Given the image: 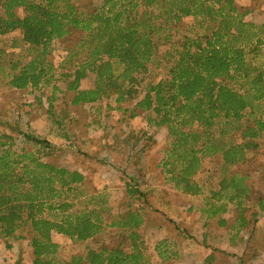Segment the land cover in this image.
I'll return each mask as SVG.
<instances>
[{
	"label": "trees",
	"instance_id": "1",
	"mask_svg": "<svg viewBox=\"0 0 264 264\" xmlns=\"http://www.w3.org/2000/svg\"><path fill=\"white\" fill-rule=\"evenodd\" d=\"M250 11L235 0H102L96 7L73 0H0V86L33 92L52 85L51 107L57 81L64 80L72 105L107 101L108 109L128 110L123 106L134 102V108L153 110L155 124L166 126L171 140L163 164L169 181L185 195H203V225L213 219L235 241L264 215V165L258 159L264 22L248 20ZM187 17L211 30L191 35L184 29ZM59 38L68 45L56 64L52 44ZM155 58L165 76L143 86ZM89 76L93 86L82 89ZM67 116L59 114L56 122L72 121ZM21 134L25 144L17 148L14 136L0 130V240L8 248L27 239L32 264H153L141 233L143 205L112 215L102 195L83 192V172L45 160L51 141ZM215 155L221 157L219 175L203 165ZM137 187L129 185L127 192L144 196ZM231 205L238 211L234 220L225 217ZM105 232L111 243L67 256L53 238L56 233L85 242ZM214 259L208 253L204 264Z\"/></svg>",
	"mask_w": 264,
	"mask_h": 264
},
{
	"label": "rangeland",
	"instance_id": "2",
	"mask_svg": "<svg viewBox=\"0 0 264 264\" xmlns=\"http://www.w3.org/2000/svg\"><path fill=\"white\" fill-rule=\"evenodd\" d=\"M73 1L91 7L102 3V0ZM235 1L251 10L247 15L248 20L264 22V0ZM184 29L191 35L211 30L207 23L202 24L193 17L184 19ZM67 45L68 41L63 38L53 41L52 54L56 64L65 58ZM166 49L165 45L160 47L159 58L163 57ZM160 60L155 58L149 72L143 75V86L165 76L164 64H158ZM81 84L82 89L91 88L93 76L84 78ZM52 87L49 85L40 91L27 92L0 86V130L14 136L17 148L25 144L22 131L51 141L53 149L45 154V160L83 172L86 178L83 192L102 195L107 199V207L112 215L126 211L130 206L136 208L143 205V217L148 222L143 223L141 233L150 246L153 264H186L185 253L174 262V244H186L187 249H196L194 252L202 254H219L218 264H264V222H261L264 215L256 224L244 228L241 234L239 232L243 239L240 246L231 243L227 227L217 225L213 219L208 221L209 225L205 228L213 244L204 248L198 245L205 218L201 214L204 197L185 195L169 181L163 164L171 140L166 126L155 124L156 113L153 110L134 108V102L123 106L129 107L128 110L108 109L107 101L94 106L88 103L72 105L69 102L73 92L65 91L64 80L57 81L58 88L50 107ZM110 103L114 105L113 101ZM132 112L135 115L132 116ZM59 114L72 116V121L66 119L65 125H59L56 122ZM258 140L262 144L258 159L264 165V133ZM220 163L219 155L203 160L204 167L210 168L215 175L220 174ZM232 170L236 171V166ZM129 185L138 186L145 195L131 196L127 192ZM77 207H81L80 202ZM237 215L234 205L229 206L225 213V217L233 220ZM193 234L198 242L189 245ZM112 237L105 232L85 242H77L60 234L53 235L61 246L63 256L75 251L85 253L89 247L105 246L111 243ZM164 239H168L167 245ZM156 243L161 244V252L164 251L168 258L165 254L159 255V249H154ZM242 249L241 256L239 253ZM33 257V249L27 239L13 241L12 248L0 240V264H32ZM202 261L203 257H198L188 264H202Z\"/></svg>",
	"mask_w": 264,
	"mask_h": 264
},
{
	"label": "crops",
	"instance_id": "3",
	"mask_svg": "<svg viewBox=\"0 0 264 264\" xmlns=\"http://www.w3.org/2000/svg\"><path fill=\"white\" fill-rule=\"evenodd\" d=\"M90 77V76H89ZM82 86V85H81ZM66 88V87H65ZM65 91H66V89H65ZM91 106V105H90ZM262 219H264V216H262ZM144 222L146 223V222H148L147 221V219L146 218H144ZM261 222H264V220H262ZM205 228H206V226H204L203 225V223H202V226H201V229H203V231L201 232V240H200V242L198 243V245H200L201 247H203L204 248V242H206L205 244H210V243H212L213 244V241H211L210 240V233L208 234V233H206L205 232ZM243 231V230H242ZM241 231V232H242ZM241 232H240V234H241ZM240 234H239V237H236V239H235V241H231L230 240V238H229V241H231V243H233L235 246H240V245H242L241 243H240V241L241 240H243L242 239V237L240 236ZM198 237L200 238V235H198ZM165 238H166V236H165ZM146 239V238H145ZM147 240V239H146ZM168 239H164L163 240V242L164 243H166V245L168 244L166 241H167ZM191 241H190V244L189 245H194L193 243H197L198 241L196 240V237H195V235L193 234L192 236H191V239H190ZM147 242V241H146ZM148 243V242H147ZM161 244L160 243H156L155 244V246H154V249L156 248V249H159V255H161V253L162 254H165L164 253V251L163 252H161V246H160ZM187 246H186V244H184V245H176V244H174V262H175V259H177V257H180L181 258V256L183 255V253H185L186 255H187V257H186V264H188V263H193V261L196 259V258H202L203 257V261H202V264H204L205 262H204V260H205V256H206V254H207V252H206V254H202L201 252H199V251H195L194 252V250H196V249H194V250H191V249H187L186 248ZM191 247V246H190ZM166 248L167 247H165L164 248V250H166ZM255 248V247H254ZM204 250V249H203ZM241 250V249H240ZM243 250L244 249H242V252L241 253H239V254H241V256H242V254H243ZM235 254H237L236 252H234ZM166 255V254H165ZM198 256V257H197ZM166 258H168V256L166 255L165 256ZM219 259H220V255L219 254H216L215 253V259L213 260V264H218V262H219ZM237 264V263H236Z\"/></svg>",
	"mask_w": 264,
	"mask_h": 264
}]
</instances>
